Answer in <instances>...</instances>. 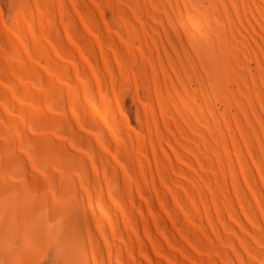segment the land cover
<instances>
[{
  "label": "bare ground",
  "instance_id": "1",
  "mask_svg": "<svg viewBox=\"0 0 264 264\" xmlns=\"http://www.w3.org/2000/svg\"><path fill=\"white\" fill-rule=\"evenodd\" d=\"M5 208L0 264H264V0H0Z\"/></svg>",
  "mask_w": 264,
  "mask_h": 264
},
{
  "label": "snow or ice",
  "instance_id": "2",
  "mask_svg": "<svg viewBox=\"0 0 264 264\" xmlns=\"http://www.w3.org/2000/svg\"><path fill=\"white\" fill-rule=\"evenodd\" d=\"M0 220H7L4 225L5 234L8 240V244L11 248H20L23 251L22 242L30 238L31 228L29 226H24L23 228L16 223L14 218H9L8 210L5 208L0 211ZM15 264H34V262H29L27 260L21 259L16 261ZM71 264H88L87 261L76 262L72 261Z\"/></svg>",
  "mask_w": 264,
  "mask_h": 264
},
{
  "label": "rangeland",
  "instance_id": "3",
  "mask_svg": "<svg viewBox=\"0 0 264 264\" xmlns=\"http://www.w3.org/2000/svg\"><path fill=\"white\" fill-rule=\"evenodd\" d=\"M126 102L129 103L128 100H126ZM48 260H49V259L46 258V257H45V260L42 259L41 257H39L38 260H35L34 264H35V263H36V264H50Z\"/></svg>",
  "mask_w": 264,
  "mask_h": 264
}]
</instances>
